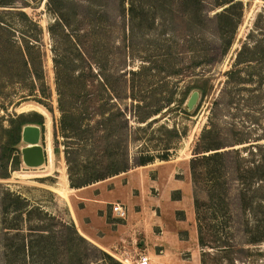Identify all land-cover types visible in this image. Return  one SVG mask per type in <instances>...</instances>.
<instances>
[{
    "label": "rangeland",
    "instance_id": "rangeland-1",
    "mask_svg": "<svg viewBox=\"0 0 264 264\" xmlns=\"http://www.w3.org/2000/svg\"><path fill=\"white\" fill-rule=\"evenodd\" d=\"M223 1L124 0L126 9L133 5L134 19L129 20L127 13L126 21H122L118 0H100L108 12L95 25L96 40L100 42L93 64L96 77L88 78L92 91V101L88 102L93 114L91 126L95 146L101 148L100 139L106 131L103 121L111 119L110 140L119 138L116 150L120 149V156L125 152L119 158L128 157L129 168L91 183L81 174L86 172L90 178L93 173L107 171L110 162L116 159L117 155L110 154L115 149L110 146L105 156L81 155L77 159L81 171L76 168L73 179L83 186L72 188L64 155L66 139L58 128L61 113L51 60L54 41L48 33V26L56 16L46 6V0L39 3L17 0V6L42 28L36 46L42 55L43 80L49 96H42L39 83L33 85L30 79L12 78L17 76L16 67L4 69L0 65V117L6 119L3 125L7 127L9 117L41 114L44 129L40 144L46 151V162L37 168H26L20 156L17 169L9 167L10 177L0 179V198H4L3 192H11L19 198L12 206L19 208L25 204L31 210L30 221L19 210L4 221L0 202V264H8L4 255L8 250L16 253L14 258L19 264H93V252L83 255V245L72 235V229L66 228L70 224L121 264H136L141 256L148 257L149 264H200L202 248L197 241L190 160L202 131L210 126V116L216 114V119L213 117L219 130L216 140L222 143L230 144L236 137L254 140L264 135V0H225L231 2L226 5L221 4ZM73 2L78 5L77 17L95 11L90 7L87 12L84 0ZM239 3L229 12L230 20L216 18L225 7ZM25 4L30 6L24 7ZM16 26L19 27L17 23ZM88 26L89 20L85 28ZM233 27L232 45L221 55V38L230 36ZM15 37L20 38V34ZM55 37L64 41L60 31L55 32ZM81 40L84 52L89 50L91 38ZM257 42L260 47L252 52ZM245 45L250 47L244 49ZM239 52L243 54L237 60ZM234 69L237 72L230 79L232 75L226 72ZM202 80H208L210 88L206 95H199L195 107L186 115L185 103L195 89L184 103L178 101L187 87ZM34 98L50 105L52 112ZM103 103H106L104 111ZM117 109L124 113L128 125L123 123ZM135 112L152 116L146 123L136 124L132 118ZM151 120L156 121L148 125ZM137 126L143 129L137 132ZM172 128L177 129L179 138L167 132ZM166 141L171 149L168 159L162 160L158 156L164 153ZM22 145L20 142L19 155ZM145 156L152 161L139 165ZM221 182L233 202L234 215L228 224L232 229L227 236L234 248L227 253L209 250L212 255L208 264H264V235L256 244L245 242L249 238L243 233L246 223L252 226L256 220L239 211L235 184L228 179ZM199 184L206 187L203 179ZM8 202L10 199L4 203ZM114 203L127 208L125 220L114 217L111 210ZM8 225L15 228L10 232L13 235L6 234L8 230L4 227ZM37 228L52 237L36 238ZM22 243L29 254L43 250V257L34 261L29 255L23 260ZM49 250L55 254L51 258L46 255ZM104 263L102 260L97 264Z\"/></svg>",
    "mask_w": 264,
    "mask_h": 264
},
{
    "label": "trees",
    "instance_id": "trees-1",
    "mask_svg": "<svg viewBox=\"0 0 264 264\" xmlns=\"http://www.w3.org/2000/svg\"><path fill=\"white\" fill-rule=\"evenodd\" d=\"M39 3L43 0H31ZM86 1L87 12L90 11V7L95 10L91 15L88 13L83 17H77L78 5L73 0H46V6L56 16V19L52 24L48 26L49 36L54 41V46L51 48L53 72L55 77V84L58 93V109L61 116L58 121V128L62 137L66 140L64 142V155L65 162L67 164L68 177L70 186L72 188H81L83 185L74 182V176L77 175V171H81L77 162L79 156L84 155L85 158L91 156H98L108 153V150L113 146L115 152L119 154L120 140H110V133L112 128L110 125L111 119H104L103 124L105 125L106 131L101 137L103 141L101 148L95 146L96 140H94V128L91 126L93 114L89 110L88 102L92 101V91L90 90V83L88 78H92L96 74L93 70V64L97 61V50L96 46L100 42L96 40L97 29L95 25L106 16L108 12L107 7L100 3V0H84ZM121 7L122 21H126V14L128 13L129 20L133 16V5H130L128 9L125 8L124 0H118ZM103 3V2H102ZM225 0L221 4H229ZM231 4L223 9L219 14H216V18H227L230 20V11L239 4ZM30 5L25 4L24 7ZM151 7V6H150ZM91 9V10H92ZM89 20L88 28H85V24ZM16 23L19 25L18 28ZM84 27V28H82ZM60 31L64 38V41L60 38L55 37V32ZM20 34V38L16 39V34ZM233 31L230 36H222L221 38V55H225L233 42ZM42 34V28L40 24L34 19L30 18L24 9L17 6V0H0V65L4 69L15 68L18 70L15 72L17 76L12 78L18 81L22 79H30L35 85L40 84L38 90H40L42 96L47 98L49 92L46 93L47 87L44 85L43 75V60L39 48L36 46L39 42ZM90 37L91 41L88 43L91 48L84 52L81 38ZM58 39L59 44L57 42ZM66 42V43H64ZM82 45V46H81ZM17 46V49L15 48ZM250 47L244 46V49ZM260 47L257 42L251 49L252 52H256ZM78 58H75V54ZM242 52L237 54V60L241 59ZM15 55V56H14ZM80 61V62H79ZM242 61V60H241ZM83 64L85 67H83ZM16 65V66H15ZM237 64H235L236 68ZM237 72L236 69L233 71H227L226 75H233ZM134 74V71H132ZM1 77V76H0ZM104 80L106 76H103ZM227 81L230 82L229 77ZM70 82V83H69ZM236 82V81H235ZM44 86L46 88H44ZM210 86L208 80H202L196 84L189 86L183 91L182 98L179 99V103H184L193 89L199 91L200 94L206 95ZM49 91V89H48ZM35 100L37 98H34ZM135 101V99L133 98ZM43 100H36L37 103L44 106L47 110L52 112V107ZM217 103V102H215ZM168 105V104H167ZM106 103L101 106L102 111ZM136 107L140 109L139 103L137 102ZM163 108L158 109L153 115L158 114ZM119 117L123 120V123L128 125L127 119L124 113L120 109H117ZM188 115L186 109L183 112ZM215 114V113H214ZM152 116V115H151ZM149 114L144 115L139 112L132 114V118L136 124L146 123L151 117ZM215 116H210V126H206L200 136L198 145L195 148V154L190 160V174L194 183V192L192 195L194 212L196 218V229H197V241L198 245L202 248L200 256V264H208L209 258L212 254L209 250H219L227 253L228 250L233 249L231 239L227 236L231 231V227L228 226L229 220H232L234 210L232 208L233 203L231 201L230 192L223 188L222 179H228L230 183H234L236 186V197L239 206V211L242 215L247 217L253 216L256 223L249 226L246 223L243 233L249 237L246 239L247 244H256L262 241L261 235H264V135L258 136L254 140H248L247 138L236 137L230 144L222 143L218 138L219 130L214 123ZM6 121L2 116L0 117V179H8L10 177V171L16 170L20 164V155L18 146L21 141V130L24 125L35 124L40 126L41 131L44 129V118L37 112L29 114H19L13 117H9L7 122L8 126L5 127L3 122ZM156 120L148 122L150 125ZM214 122V123H213ZM84 125V126H83ZM143 128L141 126L136 127V131H140ZM105 130V129H104ZM170 134L174 135L175 138H179L177 129L172 128L168 130ZM74 141V142H71ZM246 145L241 149L235 148L236 145ZM232 147V148H230ZM101 149V150H100ZM164 153L158 156L162 160H167L169 151L171 149L169 141H166L164 146ZM99 150V151H98ZM107 152V153H106ZM115 152L110 153L111 155H117L115 160L110 162L109 168L102 174L93 173L88 178L87 173L81 174L82 177L89 179L91 183H95L99 180L105 179L106 177L126 172L129 168L128 157L127 159L120 160L119 157L126 155H118ZM96 153V154H95ZM243 153L245 155H243ZM110 157V156H108ZM152 161V158L145 156L140 161L139 165H144ZM76 173V174H75ZM86 174V176H85ZM205 180L206 187H202L199 181ZM90 184V183H89ZM223 189V190H222ZM206 192V193H205ZM3 197L0 198L2 206V217L5 221L10 213H15L18 210L25 213L30 221L31 210L25 208V204L21 207L16 208L12 206L18 201V197L11 192H3ZM6 199H10V202L4 203ZM208 199L209 203H206ZM243 215V216H244ZM257 224V225H256ZM13 225V224H12ZM256 225V226H255ZM8 225L7 235L11 231H14L13 226ZM66 228L72 229V235L79 240V243L83 245L81 250L83 255L93 252L94 261L91 263L97 264L100 261H104V264H121L117 259L106 253L100 247L88 241L83 235L79 234L75 227L70 224ZM36 238H51V235L45 236L41 228L36 229ZM30 246L29 244L27 247ZM207 250V251H206ZM5 252V259L8 264H19L15 260V252ZM20 253L25 258L29 257L34 261L39 260L43 257V250L36 253L29 254L26 250V245L22 243ZM48 257L54 256V252L51 250L46 251ZM99 255V256H98ZM36 259V260H35ZM85 259V258H81ZM54 263V262H53ZM232 263V262H231Z\"/></svg>",
    "mask_w": 264,
    "mask_h": 264
},
{
    "label": "water",
    "instance_id": "water-1",
    "mask_svg": "<svg viewBox=\"0 0 264 264\" xmlns=\"http://www.w3.org/2000/svg\"><path fill=\"white\" fill-rule=\"evenodd\" d=\"M199 91L193 90L189 95L185 106L186 111L190 112L196 105L199 98ZM42 131L40 126L27 124L21 130L20 156L21 162L26 168H37L45 164L46 155L43 146L40 144Z\"/></svg>",
    "mask_w": 264,
    "mask_h": 264
},
{
    "label": "built area",
    "instance_id": "built-area-1",
    "mask_svg": "<svg viewBox=\"0 0 264 264\" xmlns=\"http://www.w3.org/2000/svg\"><path fill=\"white\" fill-rule=\"evenodd\" d=\"M112 213L115 218L125 220L128 212L127 208L121 203H114L111 207ZM136 264H149V259L146 256H141Z\"/></svg>",
    "mask_w": 264,
    "mask_h": 264
},
{
    "label": "crops",
    "instance_id": "crops-1",
    "mask_svg": "<svg viewBox=\"0 0 264 264\" xmlns=\"http://www.w3.org/2000/svg\"><path fill=\"white\" fill-rule=\"evenodd\" d=\"M106 203H110V202H106Z\"/></svg>",
    "mask_w": 264,
    "mask_h": 264
},
{
    "label": "bare ground",
    "instance_id": "bare-ground-1",
    "mask_svg": "<svg viewBox=\"0 0 264 264\" xmlns=\"http://www.w3.org/2000/svg\"><path fill=\"white\" fill-rule=\"evenodd\" d=\"M49 151V150H48ZM50 152V151H49Z\"/></svg>",
    "mask_w": 264,
    "mask_h": 264
}]
</instances>
